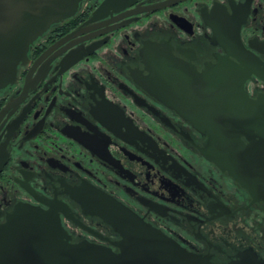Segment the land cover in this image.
<instances>
[{
	"label": "flooded vegetation",
	"instance_id": "1",
	"mask_svg": "<svg viewBox=\"0 0 264 264\" xmlns=\"http://www.w3.org/2000/svg\"><path fill=\"white\" fill-rule=\"evenodd\" d=\"M103 1L53 23L0 90V222L19 202H63L74 241L118 249L78 201L105 195L213 264H264V197L207 158L209 135L176 110L211 106L222 87L204 76L230 73L228 60L250 98L264 92L250 70H264V0H114L90 21ZM156 61L189 78V103L150 84Z\"/></svg>",
	"mask_w": 264,
	"mask_h": 264
},
{
	"label": "water",
	"instance_id": "2",
	"mask_svg": "<svg viewBox=\"0 0 264 264\" xmlns=\"http://www.w3.org/2000/svg\"><path fill=\"white\" fill-rule=\"evenodd\" d=\"M79 1L0 0V90L14 82L18 66L26 61L33 42L53 23L75 15ZM113 1L104 0L90 21L103 17L102 11ZM158 62L162 63L154 62L152 69L161 71L152 74L154 82L150 84L164 85V93L175 96L171 102L189 103L179 98L192 93L189 78L180 82L185 76L177 74L173 64L160 66ZM227 63L223 70L230 73L204 76V80H220L213 86L222 87L212 91L218 97L211 106L176 110L209 135L208 149L202 151L206 157L221 167L227 161L244 187L259 199L264 197V92L250 98L243 81L248 73H238L241 67L231 60ZM249 68L245 66V70ZM250 70L264 81L261 67ZM6 157L5 152L0 156V171ZM78 201L86 213L99 216L120 235L119 240L111 241L118 249L88 239L74 241L62 222L61 213L71 216L69 206L63 202L49 201L47 207L19 202L0 222V264H213L205 256L179 249L162 231L115 199L101 195Z\"/></svg>",
	"mask_w": 264,
	"mask_h": 264
}]
</instances>
